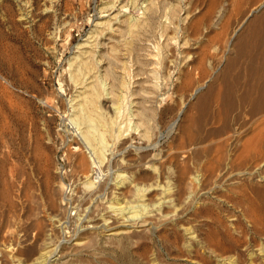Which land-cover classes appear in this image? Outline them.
<instances>
[{
	"label": "bare ground",
	"instance_id": "bare-ground-1",
	"mask_svg": "<svg viewBox=\"0 0 264 264\" xmlns=\"http://www.w3.org/2000/svg\"><path fill=\"white\" fill-rule=\"evenodd\" d=\"M181 1L100 0L102 4L100 3L98 12L109 15L117 8L118 12L105 21H96L87 37L76 44V50L67 62L69 76L62 74L68 103H53L50 97L44 100V105H51L61 117L68 116L65 131L56 132L61 134L63 143L69 137L65 151L69 168V192H63L64 187L60 182L56 185V180H53L55 175H51L47 165L43 168L44 165L40 164L41 167L34 168L27 164L29 167H26L12 159L13 162L7 166L9 186L8 189L7 186L3 187L6 190L2 193L6 192L4 198L8 196L16 219L21 213L18 211L22 210L17 209L22 201L19 199L23 197L29 202L34 197L30 194L32 197L29 198L27 193L31 188L28 170L34 173L40 190V201L34 207L26 208V215L30 217L26 218L28 221L23 229L24 233H21V241H28L29 245L13 249L10 245L8 249L13 251L12 255L16 254L10 264H28L27 255L34 256L36 252L40 253L36 258H30L34 261L29 259V264H57L63 247H76L94 240L98 243L108 239L120 243L121 238L133 227L158 234L167 258L172 256L176 264L183 257L179 261L181 264H264V25H258L264 21V0H259L255 7L246 12L243 21L234 28V54L226 58L218 82L208 85L202 82L194 88L190 94V98L195 99L191 108L180 109L173 122L166 129L162 128L165 129L163 132L162 125H159L160 110L157 106L158 99L156 101L158 93L149 82L157 77L155 73L158 66L168 70L167 74L170 76L172 59L168 48L173 37L168 32L173 28L172 24H176L173 19L180 20L177 18V8ZM193 1L187 0V5H193ZM52 2L53 7H50L53 8L54 15H57L63 0H52L50 3ZM128 6L141 10L142 19L121 17L120 10L127 9ZM190 8H185L182 20L185 21L189 14L192 15ZM258 12L260 14L257 15ZM186 28L188 27L185 25L184 30ZM158 35L163 37L162 42L157 39ZM185 43L187 44L184 42L180 46L183 60L190 56L191 49L186 50ZM193 54L191 59H187L186 67L199 68L204 72L203 66L200 68L202 61L196 60L195 66L192 65L191 62L195 59ZM155 82L152 81L154 84ZM233 97L239 98L248 106L247 127L251 130L246 139H242L246 129L237 131L235 135L234 132L232 135L229 133L225 137L227 131H224L223 123L224 127L219 125L223 129L211 126L213 129L200 133L202 120L199 121L197 117L199 126L189 131V137L192 136L196 143H203L209 138L215 140L214 154L208 157L213 147L206 148L202 153L196 149L176 150L173 144L167 147L164 145V139H171L176 130L184 132L187 125L197 119H194L192 110L198 111L197 116L204 113L206 115L211 100L212 103L218 101L219 105H223L225 99L230 101ZM233 106H230L231 109ZM44 129L50 135L49 125L45 120ZM201 134L205 135L203 139H200ZM234 138L236 143L240 142V149L236 153ZM136 140L141 142L135 143ZM31 164L33 166L34 163ZM21 192L23 196L18 194ZM234 196L242 202L235 205L250 224L248 228L252 234L242 224L240 215L233 213L229 226L239 236L234 239L232 251L220 240L218 230H206L203 233L201 225L194 226L190 221L200 214L198 211L201 206L197 202L223 203L232 201L230 198L234 199ZM232 202L234 205V201ZM6 212L9 215V211ZM23 215L25 218L26 215ZM6 219L8 222V218ZM188 222L191 225L183 228L190 235L186 243L182 240L180 244L178 240L172 241L161 236L166 226L173 227L176 232ZM215 224L216 229L219 226L220 229L225 227L219 218ZM105 232L108 234L103 236L102 233ZM80 240L84 242L77 243ZM254 248H257L258 253ZM160 251L154 246L150 256H153L152 259L141 260L150 264H168L161 258ZM22 254L26 255L25 258H19ZM53 256L57 258L51 260ZM0 264H8L2 253Z\"/></svg>",
	"mask_w": 264,
	"mask_h": 264
},
{
	"label": "rangeland",
	"instance_id": "rangeland-1",
	"mask_svg": "<svg viewBox=\"0 0 264 264\" xmlns=\"http://www.w3.org/2000/svg\"><path fill=\"white\" fill-rule=\"evenodd\" d=\"M51 1L52 0H30L31 4H29V0H0V253L3 254L8 264L13 262L16 255H12L13 251L8 249L10 245L11 249L16 246L18 248H25L27 247L26 245H29L28 241H21V235H23L21 233H24L23 229L27 225L26 222L28 221V217H30L28 214L26 215L28 209L30 206H35L37 202L40 201V198H38L40 190L37 186L39 183L34 178V173L28 170L27 173L30 175L29 182L31 188L27 193H29V198L31 196L30 194L34 197L31 196L32 198L29 199L31 202L25 201L23 197L19 199L22 201L21 205L19 203L17 209H22L18 211L19 213L21 212L20 214L22 215L18 214V219L15 218L16 216L14 217L8 196H5L8 198L6 199L4 198L6 192H3L4 194L2 193V191L6 190L3 189V187L7 186L8 189L9 186V180L6 175L9 164L15 160L14 162L25 164L26 167L30 165V167L36 168L38 166L39 168L42 166L40 164H43L44 168L47 165L46 167L49 168L51 175L58 177L52 176L53 180L57 182L56 185L60 182L62 188L64 187V189H62L63 192H69L70 180L67 177L69 168L67 167V156L65 155L66 141L69 137H67L65 143H63L60 139L61 134L56 132V130L60 132L65 131V124L68 123V116L61 117L51 105H44V100L50 97L53 103L61 101L68 103L69 98L65 90L63 75L66 77L69 76V72L66 70L68 67L67 62L68 59L73 56V52L76 50V44L87 37L88 32L94 27L96 21H105L107 17L118 12V8L109 15L107 13L98 12L101 3L100 0H63V4L59 8V15H54V11L52 10V4L54 2L50 3ZM181 3L177 8L179 10V12L177 11V18H180V20L173 19V22H176V24L173 23L172 26L174 29L171 27L169 29L170 32H168V34L173 37L170 41V48H168L172 55H170L172 59L169 69L170 76L167 74L168 70H164L162 66H158V70L156 69L155 73L157 77L149 82L150 85L153 84V88L155 86V92L157 91L158 93H156V101L158 99L157 106L158 110H160L159 125H162H160L161 129H166V126L173 122L180 109L186 110L191 108V104L195 99H193V97L190 98V94L194 88L201 85L202 82L207 85L218 82V77L221 75V69L224 67L226 58L234 54V28L243 21L242 18H244L246 12L255 7L259 3V0H194L192 2L194 6L187 5V0H182ZM32 5L35 9H33L34 7ZM51 5L52 7H50ZM189 6H191V8ZM186 7L192 10V15L189 14V18L184 21L182 17L185 15ZM208 11L212 12L209 13ZM259 12L261 13L262 10ZM259 12L256 14H260ZM207 13H209V17ZM119 15L121 17L129 16L142 19L141 10L129 6L127 9L120 10ZM201 15L203 16L200 18ZM72 20L74 21V23H72L73 25L71 24V22H73ZM197 23L200 24L198 25ZM185 25L188 27L186 30H184ZM196 25H198V27H196ZM258 25H264V21L261 23L259 22ZM54 27H56V29H54ZM181 28L185 32H183ZM52 33H54V35H52ZM157 39L162 42L163 37L158 35ZM184 42H187V44L185 43L188 46H186V50L191 48L189 50L190 56L194 53L195 59L191 62L193 63L192 65L195 66L196 60L202 61L200 64L201 66H199L200 68L203 66L202 69L205 70L204 72L199 68L192 69L186 67L188 62L187 59L190 56L186 60H183L180 54V46ZM189 59H191V57ZM202 76L203 78L199 79ZM152 81L158 83L155 82L154 84ZM55 96L58 98H52ZM59 96L62 98H59ZM211 103L212 100L209 103V107H211H208L209 110L207 109L211 113L206 110V115L204 113L197 116L198 111L192 110L194 119L199 117V121L202 120L200 122L202 127H199L200 133L218 127L223 129L225 126L224 131H227L225 137L226 135H232L233 132L235 135V133L241 129H246L242 139H246L249 136L251 128L247 127V121L249 120L247 103H243L239 98L237 99L234 97L230 98V101L225 99L223 105L220 103L221 106L218 101ZM217 104L218 107H215ZM229 105L233 106L232 109H234L232 110ZM224 108L230 111H226ZM222 109H224V111ZM44 120L48 122L51 132L50 135L45 133ZM196 120H194L193 123L191 122L190 125H187L184 132L180 133L179 130H176L171 139H164V145L167 147V145L173 144L172 146L176 150L190 149L194 151V149H196L197 151L201 150L202 153L206 148L213 147L215 140L209 138L203 143H196V140H194L192 136L189 137V131H193L195 127L199 126L197 124L199 122L198 118ZM165 129H162V131H165ZM196 134L197 133H195V135ZM203 136L205 135H202L200 139H203ZM49 140L54 143L52 144ZM231 140L229 141L232 142ZM139 141L136 140L135 143H140L141 141ZM214 148L215 146L209 151L210 155H208V157L214 154ZM239 149L240 142L236 143L234 138V153L238 152ZM203 158L206 157L203 156ZM31 163H34L33 166ZM55 182L52 181L54 185ZM7 183L8 185H6ZM3 184L4 186H2ZM18 194L23 196L22 192ZM230 200L234 201V205H232V201H223V203L211 201L208 203L205 202L206 204L200 201L197 202V205L201 206L198 211L200 214L197 215L198 217L196 216L197 218L191 219L190 223L192 225L194 224V226L201 225L203 233L206 232V230L207 232L218 230L220 240L230 250L232 249V251H234V239L239 235L229 226L230 216L233 213L239 214L242 224L247 229L248 233L252 234V232L248 228L250 224L245 217L241 215V212H239L240 209L236 207L237 205H235V203H238V205L242 203L240 198L234 196V199L230 198ZM26 208H28L27 211ZM6 211H9V215L6 214L8 213ZM23 214L27 217L25 216L24 218ZM128 214H126V216H128ZM19 215L22 216V218ZM6 218H8L9 224ZM218 218L223 222V225H225L222 229H220L219 225V228H215L217 225L215 223ZM13 219L14 221L12 222ZM15 221L19 224H15ZM21 222L24 223L22 224ZM190 223L188 222V224H184V226H179L180 228L176 232L173 231V227L166 226V229L163 228L161 236L172 241L178 240L180 244H182V240L186 243L190 235H187L188 233L184 231L183 228L191 225ZM17 225L18 227H16ZM1 226L4 227L2 228ZM176 228L178 229V227ZM13 229L16 231L14 232ZM140 229L141 227L130 228L129 233L121 238L122 241H120V243H118L117 240L108 239L106 241L101 240L98 243L94 240L86 245L81 244L76 247H71L69 245L71 248L69 246V248L63 247L64 249L62 248L60 252V260H58L60 262H57V264H145L146 262L144 261L152 259L153 256H150L154 246L158 248L159 251L161 249V258L165 259L168 264H176L172 256L169 257V259L167 258L166 252L161 246L162 241L160 242L158 239V234H152L148 229ZM102 234L105 236L108 232ZM17 241L23 246L19 245L20 243L17 244ZM82 242H84V240H80L77 243ZM154 243L155 245L152 246ZM257 248L254 249L256 250ZM36 251L35 249V252ZM256 252L258 253L257 250ZM36 253V255L34 254V256L31 255L30 257L27 255L28 264L31 263V261L33 262L34 260L32 259L36 258L40 252ZM23 256L25 258L26 255L22 254L19 258H23ZM55 258L57 257L53 256L51 260ZM145 258L146 260L142 261ZM181 259H184V257ZM181 259L179 258L177 264L182 263L179 262ZM146 264L150 263L147 262ZM246 264H248V262Z\"/></svg>",
	"mask_w": 264,
	"mask_h": 264
}]
</instances>
